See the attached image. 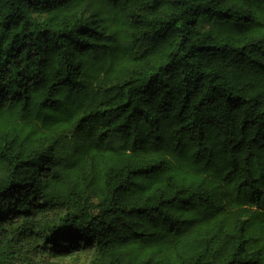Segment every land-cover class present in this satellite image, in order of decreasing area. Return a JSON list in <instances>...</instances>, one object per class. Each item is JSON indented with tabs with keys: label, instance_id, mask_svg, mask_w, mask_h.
Masks as SVG:
<instances>
[{
	"label": "trees",
	"instance_id": "trees-1",
	"mask_svg": "<svg viewBox=\"0 0 264 264\" xmlns=\"http://www.w3.org/2000/svg\"><path fill=\"white\" fill-rule=\"evenodd\" d=\"M69 259L264 264V0H0V264Z\"/></svg>",
	"mask_w": 264,
	"mask_h": 264
},
{
	"label": "rangeland",
	"instance_id": "rangeland-1",
	"mask_svg": "<svg viewBox=\"0 0 264 264\" xmlns=\"http://www.w3.org/2000/svg\"><path fill=\"white\" fill-rule=\"evenodd\" d=\"M83 260H84V259H83ZM66 264H74V263H73V261H71V260L69 259V260H67ZM76 264H78V263H76Z\"/></svg>",
	"mask_w": 264,
	"mask_h": 264
}]
</instances>
